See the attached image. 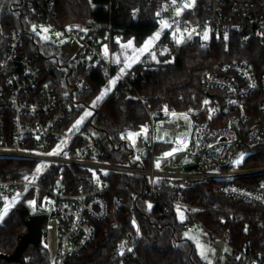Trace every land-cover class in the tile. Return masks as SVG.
<instances>
[{
  "label": "trees",
  "instance_id": "1",
  "mask_svg": "<svg viewBox=\"0 0 264 264\" xmlns=\"http://www.w3.org/2000/svg\"><path fill=\"white\" fill-rule=\"evenodd\" d=\"M213 3L221 18L239 23L246 22L248 14L264 9V0H195L192 14L213 19ZM20 8L21 14L10 8L9 0H0L2 30L9 25L25 30V48L38 53L36 61L63 102L69 103L75 88L73 96L78 105L74 106L73 118L86 115V108L114 74L107 75L103 62L87 60L79 52L67 61L62 56L63 46L41 41L33 29L42 24L56 29H85L102 44L103 33L110 25L114 55L122 43L130 41L137 47L142 46L158 30L160 21L164 22L149 0H41L39 5ZM193 15L183 14L170 23L150 54L134 63L123 79H118L113 89L91 109L85 126L101 144L104 161L125 163L131 147L127 134L140 132L149 120L144 104L152 109H160L164 104L184 108L191 104L192 94L204 93L200 85L202 74L223 62H247L256 71L264 67V36L253 31L231 30L224 41L213 32L207 39L209 46L202 45L203 37L190 43L178 42L177 31L184 28L187 21H193ZM1 48L0 42V61ZM42 56L60 57L64 68H57L52 60L42 59ZM169 147L170 144L156 142L158 152ZM255 149L245 158L244 167L264 165V147L258 145ZM36 167L31 161L0 159V176L22 179ZM61 171L70 187L88 185L96 178L95 173L84 168L50 167L45 174L48 179L41 181L52 182ZM100 178L126 201L128 192L148 189L145 181L134 176L107 174ZM156 185L158 191L154 200L142 199L137 203L134 217L140 225V239L130 264H207L198 256L193 244L181 236L187 224L201 227L210 240H223V235L227 234L226 244L230 250L224 256V264H264V209L225 197L220 181L160 180ZM23 197L30 198L32 194ZM181 205L197 209L190 216L188 209ZM21 206L11 209L0 222V256L12 254L20 235L26 232L23 218L18 214ZM116 218L115 228L109 227L107 219L96 222L94 240L67 264H114L115 241L134 231L129 213L120 211ZM22 261L23 264H48L49 258L40 243L39 246L28 245ZM0 264L13 263L1 259Z\"/></svg>",
  "mask_w": 264,
  "mask_h": 264
},
{
  "label": "built area",
  "instance_id": "2",
  "mask_svg": "<svg viewBox=\"0 0 264 264\" xmlns=\"http://www.w3.org/2000/svg\"><path fill=\"white\" fill-rule=\"evenodd\" d=\"M159 17H175L192 14L195 0H149ZM41 0H9L10 8L21 14V6L39 5ZM185 4L191 5L184 7ZM214 18L202 19L193 15V21L177 31L182 42L204 39L215 32L224 41L231 30H249L264 36V9L248 14L246 22H232L215 12ZM177 12L180 14L177 15ZM68 47L79 52L87 60L103 62L107 75L116 74L118 66L113 61L111 26L103 33L104 42L89 36L83 30L60 27ZM25 30L9 25L2 30L0 24V159L25 160L37 167L22 179L0 176V212L6 197L9 199L31 193L45 195L54 200L52 217L63 225L58 236L55 254L48 264H67L90 244L95 237V223L108 220L111 228L117 226V214H130L134 231L120 237L114 243L113 263L130 264L140 239V225L134 217L139 200H154L157 182L160 180L220 181L221 192L227 198L242 201L264 209V165L244 167L245 158L258 145L264 147V67L256 71L247 62L229 61L215 66L202 74L200 85L203 94L191 95V104L175 108L164 104L152 109L144 104L148 123L139 132L133 147L126 154L125 163L104 161L105 152L85 121L76 123L74 106L78 105L71 91L69 103L63 102L36 61L38 53L29 52L24 46ZM107 49V51H105ZM57 68L63 69L60 57H46ZM42 56V59H46ZM120 79H123L120 76ZM117 95V93H116ZM181 97H179L180 99ZM207 101V103H205ZM188 115L192 120L189 146L186 156L177 160V154L160 156L156 149V131L182 133L183 120H171L172 116ZM59 146V150L58 149ZM246 151L242 165L234 166L239 151ZM54 153V154H50ZM50 167L84 168L100 173L88 185L67 186L61 171L52 182L41 181ZM195 167V169H190ZM37 168L40 171L37 172ZM125 174L140 178L147 183V190L128 192V201L113 193L100 176ZM247 181L246 185L241 181ZM12 205V204H11ZM193 216L196 207L181 205ZM197 225L201 226L198 222ZM47 229L46 223L42 231ZM187 224L183 232H192ZM227 234L223 235L226 243ZM258 263V262H256Z\"/></svg>",
  "mask_w": 264,
  "mask_h": 264
},
{
  "label": "rangeland",
  "instance_id": "3",
  "mask_svg": "<svg viewBox=\"0 0 264 264\" xmlns=\"http://www.w3.org/2000/svg\"><path fill=\"white\" fill-rule=\"evenodd\" d=\"M164 19V17H161ZM175 17L171 16V18L164 19L160 21V26L158 30L151 35L142 46L137 47L134 45L133 42H126L122 43L119 47V49L115 52L113 55V61L118 66L119 71L114 75L111 76L108 80V83L106 86L101 90V92L98 94L97 98L101 96V93H105L103 98L113 89V86L116 84L118 79H120V76L123 77L125 72L136 62L141 60L143 56H147L150 54L151 49L155 45V43L159 40L162 32L164 29L168 28L170 23L174 21ZM165 25H168L165 27ZM44 29H47V31H44ZM34 32L38 35V37L41 39V41L45 42H56L63 46V57L69 61L73 59L74 55L76 56V53L74 50L68 47L67 41L62 36L61 32L57 30L55 27L50 26L48 24H42L38 27L33 29ZM158 34V35H157ZM178 39V38H177ZM180 39V38H179ZM178 39V41H180ZM151 41V43H149ZM130 44V46H129ZM145 45H147V48L145 49ZM142 49H145L141 51ZM123 69V72L121 71ZM115 81L113 84L112 82ZM110 89V90H108ZM108 90V91H106ZM95 99L94 102L91 104V106H88L86 108L85 113H90L91 109L95 108L100 101L103 99ZM89 115H82L77 116V121H80L79 124H82L86 119L90 117ZM171 120H183L185 122V128L182 133H179L175 136H173L170 132L163 131V130H157L156 131V140L157 143L162 144H170V147L163 152H160V156H171L173 154H177V160H180L182 158L185 159L186 162H192L189 157L186 156V151L189 146V136L190 131L192 127V120L188 115H178V116H172ZM129 134H135V135H129ZM139 135V132H129L126 136L127 140L129 141L130 145L133 147V145L136 142V139ZM167 153H171V155H166ZM246 151L241 150L239 151L238 155L234 158V166L242 165L243 159L245 158ZM34 172V171H33ZM32 173V172H31ZM97 176L98 174L95 173ZM12 204V205H11ZM25 205L29 209L30 214H44L46 215V226L47 229L45 231H42V238H41V245L46 250L48 254L49 261L52 260L56 248H57V241L58 236L62 231V223L56 218V217H50L54 210V200L50 197H47L45 195H42L41 197L32 196L30 198L27 197H15L9 199L8 197L5 198L4 204L2 206L1 212H0V222L3 220V218L8 214V212L11 209H14L17 207V205ZM5 209H7V212L5 213ZM193 236L192 242L193 245L196 244V249L199 254L201 255V252L204 253L202 257H204L207 264H223L224 263V254L225 251H227V247L225 245V242L222 240H210L207 234L203 231L201 227L194 226L192 230ZM195 235V236H194ZM181 236H183L185 239L189 238L190 233L181 232ZM190 239V238H189ZM196 239V240H195ZM208 239V240H207ZM195 240V241H194ZM195 243V244H194ZM218 259L220 261L218 262ZM259 264V263H254Z\"/></svg>",
  "mask_w": 264,
  "mask_h": 264
},
{
  "label": "water",
  "instance_id": "4",
  "mask_svg": "<svg viewBox=\"0 0 264 264\" xmlns=\"http://www.w3.org/2000/svg\"><path fill=\"white\" fill-rule=\"evenodd\" d=\"M190 169H195V167ZM18 214L23 218L26 232L20 235L17 246L12 254L0 256V260L2 259L13 264H23L22 254L28 245L39 246L42 238V225L46 220V215L44 214H30L29 209L25 205H22L18 209Z\"/></svg>",
  "mask_w": 264,
  "mask_h": 264
},
{
  "label": "snow or ice",
  "instance_id": "5",
  "mask_svg": "<svg viewBox=\"0 0 264 264\" xmlns=\"http://www.w3.org/2000/svg\"><path fill=\"white\" fill-rule=\"evenodd\" d=\"M191 5H189V4H185L184 5V7H190ZM180 13L179 12H177V15H179ZM168 25H165V27H167ZM44 31H47V29H44ZM158 35V34H157ZM204 39L206 40V39H208V34H207V32H205V34H204ZM178 42H180V41H178ZM149 43H151V41H149ZM129 46H130V44H129ZM147 48V45H145V49ZM145 49H142L141 51H143V50H145ZM105 51H107V49H105ZM121 71L123 72V69H121ZM113 84L115 83V81H113L112 82ZM108 90H110V89H108ZM108 90H106V91H108ZM104 94L105 93H101V96L100 97H98L97 99L98 100H100V99H102L103 98V96H104ZM95 103V102H94ZM205 103H207V101H205ZM90 113H86V115H89ZM80 123V121H77V125ZM130 136L131 135H135V134H129ZM57 150H59V146H58V149ZM50 154H54V153H50ZM166 155H171V153H167ZM40 171V168H37V172H39ZM149 207H151L150 205H149ZM7 212V209H5V213ZM201 255L203 256L204 255V253L203 252H201Z\"/></svg>",
  "mask_w": 264,
  "mask_h": 264
},
{
  "label": "crops",
  "instance_id": "6",
  "mask_svg": "<svg viewBox=\"0 0 264 264\" xmlns=\"http://www.w3.org/2000/svg\"><path fill=\"white\" fill-rule=\"evenodd\" d=\"M155 139H156V135H155ZM128 142H129V141H128ZM156 142H157V140H156ZM129 144H130V143H129ZM167 149H168V148H167ZM163 150H165V149H162V152H163ZM186 233H190V235H191V236H189L190 239H189V238L187 239V237H186V239L189 240V241L193 244V242L191 241V240H192L191 237L193 236V234H192L193 232H186ZM194 236H195V235H194ZM195 240H196V239H195ZM195 240H194V241H195ZM207 240H208V239H207ZM194 244H195V243H194ZM225 245H226V247H227V251H225V254H226V253L230 250V248L227 246L226 243H225ZM193 246H194V248H195L196 253L198 254L197 249H196V247H195L196 244L193 245ZM225 254H224V256H225ZM198 256H199V254H198ZM199 257H201L202 259H204V257H202V256H199ZM204 260H205V259H204ZM219 261H220V259H218V262H219ZM206 263H207V262H206ZM223 264H224V263H223Z\"/></svg>",
  "mask_w": 264,
  "mask_h": 264
}]
</instances>
